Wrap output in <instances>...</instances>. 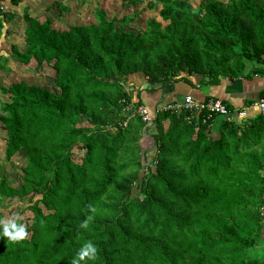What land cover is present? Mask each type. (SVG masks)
<instances>
[{
    "label": "trees",
    "instance_id": "1",
    "mask_svg": "<svg viewBox=\"0 0 264 264\" xmlns=\"http://www.w3.org/2000/svg\"><path fill=\"white\" fill-rule=\"evenodd\" d=\"M28 11L25 49L12 44L7 58L44 64L55 90L0 83L4 158L25 153L17 185L0 164V208L26 201L28 233L0 237V264H71L88 240L97 248L88 264H264V116L220 119L213 135L216 115L202 122L185 108H156L178 81L205 89L264 77V0H148L119 19L96 6L93 22L62 30ZM139 16L136 31L117 29ZM12 17L0 9V28ZM4 54L0 70H9ZM130 74L149 84L137 101ZM169 95L165 103L180 102ZM260 98L264 90L244 105Z\"/></svg>",
    "mask_w": 264,
    "mask_h": 264
},
{
    "label": "rangeland",
    "instance_id": "2",
    "mask_svg": "<svg viewBox=\"0 0 264 264\" xmlns=\"http://www.w3.org/2000/svg\"><path fill=\"white\" fill-rule=\"evenodd\" d=\"M147 1L148 0H142V2L139 3L137 7H130L124 3H119V1L117 0H23L18 5H12L11 3H9V0H0L1 11L10 12L13 16L10 21L3 20V22L1 23L2 26L0 28V51L5 52L3 58L6 59L7 53L10 52V47L12 46V44H16L21 51L25 49L23 29L26 27L27 23L23 20L22 16L24 7H27L30 16L38 18L40 20L43 17L47 16L52 20V28L62 30L66 29V26L70 24L75 25L93 22V11L96 6L102 8L106 12L107 17L114 16L116 19H119L123 14L130 15L134 10L144 7ZM220 1L225 2L226 0ZM191 2L194 5L196 4V2H198V0H191ZM146 13L148 17H154L160 20L158 15L156 14V10H149V12ZM141 25L142 18L140 16L137 17L133 22L126 23L122 26L120 23H116V27L118 30L120 28H123L130 31H136L137 28ZM7 31L8 33H6ZM6 66H8L9 70H0V83L2 84H8L12 81L22 80L28 84H35L48 90H55L51 79L53 78V71L50 68H47L44 64L42 67L36 69V62L34 61V59H31L26 66H22L21 64L16 63L14 59L7 58ZM191 79L196 81L198 77L193 76ZM144 80V77L140 75L130 74L127 82H125V88L127 87L129 90H131L132 98L135 101H137L136 89H139V86H143L145 84H147V87L149 85L147 82L143 83ZM130 82H132L134 87L136 88L128 86L127 83ZM162 86L164 88H168L169 86H171L172 90V84L165 83ZM168 90L162 93L161 96L163 100L159 105L156 106L157 110L165 109L164 106L168 104L165 103L169 95ZM189 90L192 91L194 96H200V91L204 90V88L200 89L198 86L190 88V85L183 81H178L174 84L173 91L178 95H182L184 92ZM171 96L172 94L169 95V98ZM182 98L180 99V101L182 100ZM0 100L9 101L8 97L1 93ZM124 108L130 110V105H126ZM142 108V106H137L136 111L140 114ZM145 109L148 110V108ZM220 119L221 118L217 116L216 121L212 125V130L214 132H217ZM124 123H126V120ZM148 131L154 132L155 129L152 126ZM4 136L5 133L2 128V124L0 123V164H2V170L6 175L8 183L11 185H17L21 180L20 168L25 163V153L18 152L11 161H6L3 153V146L5 141ZM150 151L148 153H150ZM81 155L82 152L74 148L73 157L76 160H79L81 158ZM148 158H150L149 154ZM136 191L137 189L135 188L133 190V193ZM26 204V201L20 202L16 198L12 199L11 203L7 207L0 208V211L4 213L3 219H7L8 217H10L13 212H20V216H24V214H27L26 211H23Z\"/></svg>",
    "mask_w": 264,
    "mask_h": 264
},
{
    "label": "built area",
    "instance_id": "3",
    "mask_svg": "<svg viewBox=\"0 0 264 264\" xmlns=\"http://www.w3.org/2000/svg\"><path fill=\"white\" fill-rule=\"evenodd\" d=\"M1 9V6H0ZM143 107V106H142ZM249 107H255L257 113L264 116V98H260L247 106L241 107H228L220 99H206V98H194L192 94L186 93L180 102H174L172 104H167L164 108H174L180 109L185 108L190 111L191 118L195 116L196 120L200 119L202 122H206L207 119L212 118L214 115L220 117L221 119L227 121H240L241 119L247 117L246 109ZM145 107L141 109V115L143 119H151V113L148 110H144ZM200 116L197 117V114ZM195 120V121H196ZM197 122V121H196Z\"/></svg>",
    "mask_w": 264,
    "mask_h": 264
},
{
    "label": "crops",
    "instance_id": "4",
    "mask_svg": "<svg viewBox=\"0 0 264 264\" xmlns=\"http://www.w3.org/2000/svg\"><path fill=\"white\" fill-rule=\"evenodd\" d=\"M196 87L190 86V88ZM264 90V77L254 76L251 80L237 79L228 81L222 79L218 85H207L204 90H201L200 96H194L192 91H186L182 95L176 94L172 91V100L181 99L184 94H192L195 98H205L208 96H215L226 103H229L232 107L247 106L246 104L249 100H255L261 91ZM257 114V109L255 107H249L246 109V116H252ZM213 135L216 132L213 131ZM264 237V236H263Z\"/></svg>",
    "mask_w": 264,
    "mask_h": 264
},
{
    "label": "clouds",
    "instance_id": "5",
    "mask_svg": "<svg viewBox=\"0 0 264 264\" xmlns=\"http://www.w3.org/2000/svg\"><path fill=\"white\" fill-rule=\"evenodd\" d=\"M92 218L91 215L88 216L81 223V227L87 228ZM27 235L26 225L21 222L19 212H13L7 219L0 218V237H6L9 241L17 242L22 241ZM96 253V245L90 240L85 241L72 257L71 264H88L89 261L96 259Z\"/></svg>",
    "mask_w": 264,
    "mask_h": 264
},
{
    "label": "water",
    "instance_id": "6",
    "mask_svg": "<svg viewBox=\"0 0 264 264\" xmlns=\"http://www.w3.org/2000/svg\"><path fill=\"white\" fill-rule=\"evenodd\" d=\"M147 87V84L143 85V86H139V89L140 88H146Z\"/></svg>",
    "mask_w": 264,
    "mask_h": 264
}]
</instances>
